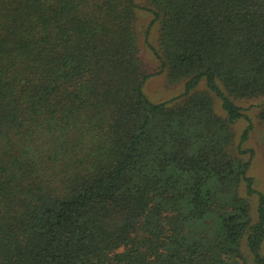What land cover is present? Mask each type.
Returning a JSON list of instances; mask_svg holds the SVG:
<instances>
[{"label":"trees","instance_id":"1","mask_svg":"<svg viewBox=\"0 0 264 264\" xmlns=\"http://www.w3.org/2000/svg\"><path fill=\"white\" fill-rule=\"evenodd\" d=\"M240 104L264 123V0H0V264H264Z\"/></svg>","mask_w":264,"mask_h":264},{"label":"rangeland","instance_id":"2","mask_svg":"<svg viewBox=\"0 0 264 264\" xmlns=\"http://www.w3.org/2000/svg\"><path fill=\"white\" fill-rule=\"evenodd\" d=\"M136 3L142 5L144 0H136ZM150 19V15L146 12L137 11V30L139 33H143V31H145ZM155 39L156 27L151 30L148 41L150 44L154 45ZM142 54L148 69L153 73L156 72L157 74L150 78L143 87V92L147 99L151 103L156 104L178 97L182 93L181 85H169L167 83L165 75L161 72H158L157 70V61L146 47H142ZM198 88L203 89V83H200ZM214 103L216 112L221 114L220 108L218 106V100L215 98ZM240 105L252 124V130L249 134V139L244 144L245 149H251L253 152L248 174L253 180L255 190L264 194V123H260L257 120L256 109H250L248 104ZM246 124L247 123L245 119H240L235 123L233 130L236 139H238ZM251 205L252 209L255 210L256 198H251ZM261 254L264 255V243L261 249Z\"/></svg>","mask_w":264,"mask_h":264}]
</instances>
